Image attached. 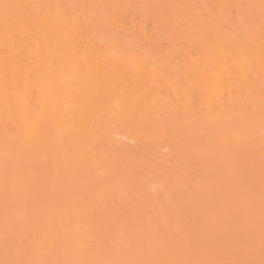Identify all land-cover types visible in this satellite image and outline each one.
<instances>
[{
	"label": "bare ground",
	"instance_id": "bare-ground-1",
	"mask_svg": "<svg viewBox=\"0 0 264 264\" xmlns=\"http://www.w3.org/2000/svg\"><path fill=\"white\" fill-rule=\"evenodd\" d=\"M0 264H264V0H0Z\"/></svg>",
	"mask_w": 264,
	"mask_h": 264
}]
</instances>
